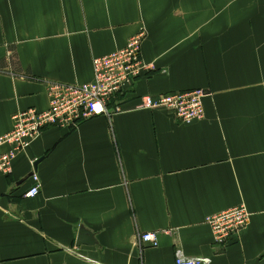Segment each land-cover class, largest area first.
I'll return each instance as SVG.
<instances>
[{
	"label": "crops",
	"instance_id": "1",
	"mask_svg": "<svg viewBox=\"0 0 264 264\" xmlns=\"http://www.w3.org/2000/svg\"><path fill=\"white\" fill-rule=\"evenodd\" d=\"M143 31L152 70L109 117L46 129L0 173V264H264V0H0V137L48 109L47 83L92 82L93 60ZM200 89L189 125L142 108ZM241 205L249 226L215 247L206 218ZM81 227L96 244L78 246ZM147 232L158 247L139 243Z\"/></svg>",
	"mask_w": 264,
	"mask_h": 264
},
{
	"label": "built area",
	"instance_id": "2",
	"mask_svg": "<svg viewBox=\"0 0 264 264\" xmlns=\"http://www.w3.org/2000/svg\"><path fill=\"white\" fill-rule=\"evenodd\" d=\"M146 34L132 37L124 48L93 60V80L88 84L47 83L49 107L45 111L31 108L18 112L11 132L0 137V173L11 174L14 161L37 143L43 132L50 128H72L97 116H110L109 105L113 98L125 91L136 80L152 69L142 58ZM204 90H195L158 97H145V110L163 109L173 114L182 124H192L205 116ZM4 148L6 150L4 151ZM3 150V151H2ZM33 187L26 198H36L41 189L38 174L32 177ZM251 214L245 205L208 216L215 247L226 248L233 237L247 228ZM142 247H158V232L143 233L139 238ZM177 264H211L205 257H185L178 253Z\"/></svg>",
	"mask_w": 264,
	"mask_h": 264
},
{
	"label": "water",
	"instance_id": "3",
	"mask_svg": "<svg viewBox=\"0 0 264 264\" xmlns=\"http://www.w3.org/2000/svg\"><path fill=\"white\" fill-rule=\"evenodd\" d=\"M44 159L45 158H42V159H40V160L35 162V164H34L35 172L38 169V165ZM35 172L30 174V176L28 178H32L33 175L35 174ZM77 243H78V246H81V245H91V246H93L94 244H96L95 235L93 233H91L89 230H87L86 228L81 227Z\"/></svg>",
	"mask_w": 264,
	"mask_h": 264
},
{
	"label": "trees",
	"instance_id": "4",
	"mask_svg": "<svg viewBox=\"0 0 264 264\" xmlns=\"http://www.w3.org/2000/svg\"><path fill=\"white\" fill-rule=\"evenodd\" d=\"M11 50H12V48H11ZM10 61L13 62V65L15 64V66H17V57H16L15 52H13V54H12V56L10 58ZM2 64L3 63H1L0 65H2ZM3 65H5V62H4ZM0 67L3 68L4 66H0ZM22 77L27 78V79H35L30 72L26 73V75H24Z\"/></svg>",
	"mask_w": 264,
	"mask_h": 264
},
{
	"label": "rangeland",
	"instance_id": "5",
	"mask_svg": "<svg viewBox=\"0 0 264 264\" xmlns=\"http://www.w3.org/2000/svg\"><path fill=\"white\" fill-rule=\"evenodd\" d=\"M140 33H143L144 35L146 34V32H145V31H143V32H140ZM146 36H147V35H146ZM142 50H143V47H142ZM10 53H11V54H13V52H12V51H11ZM11 56H12V55H11ZM151 70H152V69H151ZM151 70H150V71H151Z\"/></svg>",
	"mask_w": 264,
	"mask_h": 264
}]
</instances>
